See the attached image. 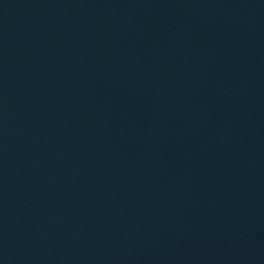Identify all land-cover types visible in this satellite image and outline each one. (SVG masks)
I'll list each match as a JSON object with an SVG mask.
<instances>
[{
  "label": "water",
  "instance_id": "water-1",
  "mask_svg": "<svg viewBox=\"0 0 264 264\" xmlns=\"http://www.w3.org/2000/svg\"><path fill=\"white\" fill-rule=\"evenodd\" d=\"M0 264H264V0H0Z\"/></svg>",
  "mask_w": 264,
  "mask_h": 264
}]
</instances>
